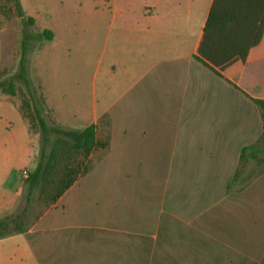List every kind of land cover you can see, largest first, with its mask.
<instances>
[{"label": "crops", "instance_id": "obj_1", "mask_svg": "<svg viewBox=\"0 0 264 264\" xmlns=\"http://www.w3.org/2000/svg\"><path fill=\"white\" fill-rule=\"evenodd\" d=\"M212 1H142L139 17L124 21L131 81L100 110L94 103L89 123H98L100 138L109 136L102 159L131 169L178 166L190 188L213 174L218 155L228 160L222 208L199 206L212 197L208 187L197 198L182 193L179 208L170 194L167 207L137 211L123 226L97 204L104 195L78 190L85 174L25 230L0 236V264H264V170L231 184L241 147L264 145L250 99L264 100V58L246 61L228 82L193 57ZM190 88L204 96L188 98ZM19 104L27 153L37 131Z\"/></svg>", "mask_w": 264, "mask_h": 264}, {"label": "rangeland", "instance_id": "obj_2", "mask_svg": "<svg viewBox=\"0 0 264 264\" xmlns=\"http://www.w3.org/2000/svg\"><path fill=\"white\" fill-rule=\"evenodd\" d=\"M18 1L22 16L17 14L15 0H0V81L12 77L17 71L22 33L35 34L44 28L51 29L54 34L51 40L32 41L27 54L28 75L46 98L51 110L45 111L49 123H55L54 117L58 125L83 128L91 121L94 103L100 110L103 103L113 100L131 81L130 72L125 71L130 66L131 37L123 38L131 26L127 29L129 25L124 21L132 22L138 18L140 3L145 0ZM28 16L33 18L31 23ZM14 89V94L8 95L11 98L0 91V218L24 206L22 169L26 168V176L35 165L42 144L40 132L31 133L35 149L29 144L26 153L29 130L17 102L26 101L27 95L20 80H16ZM203 96L202 91L191 88L187 95L188 98ZM23 110L30 114L24 106ZM97 130L100 139L98 125ZM107 152L103 153L101 148L91 151L86 161L89 168L86 175L83 174L86 180L78 190L104 195V200L97 204L102 210L116 212L117 220L123 226L132 224V216L137 211L167 207L170 194L178 195L177 208L181 207L182 193L197 192L194 193L197 198L198 192L208 193V187L212 197L204 202L199 199V206L209 208L211 205L218 210L226 201L227 185L221 176L228 160L225 162L220 155L213 174L210 172L208 179L190 188L187 183L181 184L178 166L120 167L113 160L102 159ZM261 165L264 166V162L258 164L250 160L244 171L252 173ZM82 166L81 154L60 151V157L54 160L55 174L51 177L58 184L67 177L65 169L80 170ZM53 192L55 186H47L46 191L35 193L29 223L52 205L48 201Z\"/></svg>", "mask_w": 264, "mask_h": 264}, {"label": "trees", "instance_id": "obj_3", "mask_svg": "<svg viewBox=\"0 0 264 264\" xmlns=\"http://www.w3.org/2000/svg\"><path fill=\"white\" fill-rule=\"evenodd\" d=\"M15 2L17 14L22 16L19 1ZM28 20L31 23L33 18L28 16ZM52 37L53 32L49 28L35 34L24 31L20 41L17 71L12 77L0 81V91L9 95L15 92L16 80L22 82L27 100L20 102L19 108L31 130L39 131L42 137L39 157L23 180L24 206L19 211L0 218V236L25 230L30 224L29 214L33 208L35 193L46 191L47 186H55V192L48 201L53 204L77 177L87 172L89 167L86 161L91 151L101 148L105 153L109 146L108 135L100 139L96 135L98 123H89L83 128H69L47 120L48 108L43 94L28 75L27 54L32 41L51 40ZM193 57L228 82H231V78L242 69L246 61L264 58V0H213ZM250 99L259 108L264 136V100L255 97ZM23 106L30 110L29 115L23 110ZM60 151L81 154L83 166L80 170L65 169L66 179L56 184L51 176L55 174L54 160L60 157ZM249 160L258 164L264 162V145L260 141L241 147L231 184L240 176L241 179H246L264 170L261 165L252 173L244 174V166Z\"/></svg>", "mask_w": 264, "mask_h": 264}, {"label": "built area", "instance_id": "obj_4", "mask_svg": "<svg viewBox=\"0 0 264 264\" xmlns=\"http://www.w3.org/2000/svg\"><path fill=\"white\" fill-rule=\"evenodd\" d=\"M26 171H24V173H25Z\"/></svg>", "mask_w": 264, "mask_h": 264}]
</instances>
